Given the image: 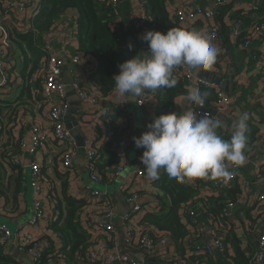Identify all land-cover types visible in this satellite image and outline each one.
<instances>
[{
    "label": "built area",
    "instance_id": "1",
    "mask_svg": "<svg viewBox=\"0 0 264 264\" xmlns=\"http://www.w3.org/2000/svg\"><path fill=\"white\" fill-rule=\"evenodd\" d=\"M104 1L111 7L112 16L118 18L121 15L119 9L120 0ZM233 1L234 0H215L218 6L227 5ZM131 2L134 4L135 8L133 17L134 36L136 39L140 40L143 46H146V41L141 38L142 35L148 31L150 22L145 0H131ZM261 3V0H255L253 8H259ZM39 8L40 1L37 4V1L34 0H10L5 14H16L25 12L26 10H34L32 17L34 18L39 13ZM184 10V8H179L175 14V17L180 23L195 21L200 15L203 16L205 20H209L214 16V12L211 8L201 5H195L189 12ZM238 24L240 25L241 21H239ZM242 30H244V28H239L236 31V35L238 36ZM247 30L243 45L249 57L257 62L264 82V54L258 52L252 41V33L264 34V22L254 24L247 28ZM201 32L209 36L211 41L219 40L220 33L217 25L208 24ZM13 33V26L10 23H0V88L9 83V77L3 64V58L6 51L11 47ZM117 41L119 47L121 46L120 50L124 56V61L129 59L123 43V37L119 36ZM42 50L48 55L41 94L43 96V104L48 107L47 115L49 125L47 127L39 124L30 125L31 135L29 143L26 144L25 141L20 142L19 151L12 154V160L17 165L24 166L26 154L32 158L29 164L33 198V214L29 219V224L31 226L38 224L46 213L45 202L42 198L46 178L42 162L36 160V154L47 146L49 140L53 137L56 141V153L54 154L57 155L60 161V172L65 173L67 171H72V173H77L78 170V164L76 163L78 146L71 131L66 127L64 122L69 108V102L66 99V85L63 82L67 61L62 55L55 52L54 45L51 43L45 44ZM89 59L88 56H85L78 50L72 55L70 62L71 64H77L79 66L78 70L81 73L96 74L97 66H92ZM118 73L119 70H116L115 74ZM185 74L186 81L191 85L215 88L212 82L204 78H196L191 71ZM95 87L99 90L98 84ZM72 88L79 95L82 104L91 102L97 103L99 106V104L103 105L105 102H109L107 97H102L98 91L90 90L79 79L74 78ZM157 91L158 90H144L143 95L137 99L138 106L144 107L153 103L156 100ZM216 93L217 99L215 101H212L210 104L205 102L203 107L195 106L197 115L207 114L212 118L221 120L223 115L229 113L231 108L230 98L222 90H216ZM116 105L119 106V110L121 111V118L119 119L120 140L115 143L114 148L117 150L120 161L119 165L114 167V170L111 172L112 178L118 175V173H121L130 162L128 150L130 148L134 128V117L127 106V99L116 102ZM42 107V104H38V108ZM250 117L259 122H264V113L262 117L256 115ZM234 123L236 122H233V124ZM92 130L90 139H86L85 141L84 164L91 182L101 183L103 178L96 158L100 153L99 151L106 137L96 126H94ZM144 131L147 130L145 129ZM143 151L144 149L141 148L138 159L139 165L131 173V175L135 176L134 185H128L127 180H125L120 186V192L122 193L123 201L127 207V212L121 224L122 229L120 236H118V227L113 222L115 209L112 193L103 190L89 189L92 198H94L93 202L97 203L96 207H98V209L96 214L99 219L95 220L93 225L87 226L88 231L92 235V244L86 259L82 261L83 264H151L150 262L153 259L171 261L178 258L180 251L175 240L167 234H159L155 240L153 237L154 230H152L147 223L141 222L139 218V215L143 216L148 212H158V208L167 202L164 193L158 191L143 192L140 189H136L138 183L141 181L155 182L147 176L146 168L140 160ZM5 165L8 166V163L5 162ZM241 167L242 166H229V170L232 171V177L227 182L222 179L209 178H186L185 181L198 192L197 198H202V200L205 201L208 194H214L216 196L226 194V190L234 184V181L238 177ZM257 182L263 185L260 199L264 202V162L261 163L257 172ZM239 197L237 196L235 200L225 199L223 201L222 216L218 218V221L222 223L220 226L208 224L209 221L206 217L207 212L203 204L197 205L196 203V208L191 201L182 207L184 220L188 226V235L183 246L191 250V253L198 256L201 255L200 259L202 258L205 264L212 259L211 257H214L215 248L220 254L229 258L230 249L224 242L228 236L225 228L227 227L226 222L229 223L232 228L235 227L234 210ZM5 208L4 199L2 195H0V211ZM95 208H93V210H95ZM254 212L257 213L260 211L255 209ZM16 233V230L14 232L10 230L8 224L0 222V245L6 246L8 240L11 239L12 236L14 237ZM208 234H211L214 238L215 247L212 246L207 239ZM104 235L106 239L112 242L111 246L108 245V241L103 237ZM40 237L41 236H33L32 234L15 237L16 248L28 253L32 264H39L41 258L44 256L45 248L48 247ZM173 247L175 248L173 249ZM244 252L246 256L251 258L249 264H264V228L259 234L258 248L253 249L251 247H246ZM135 255H137L138 258ZM180 264L188 263L184 262Z\"/></svg>",
    "mask_w": 264,
    "mask_h": 264
},
{
    "label": "crops",
    "instance_id": "2",
    "mask_svg": "<svg viewBox=\"0 0 264 264\" xmlns=\"http://www.w3.org/2000/svg\"><path fill=\"white\" fill-rule=\"evenodd\" d=\"M37 1V4L41 0ZM10 0H1L0 1V23L11 24L13 26L14 32H25L30 29L32 26V17L33 11L29 10L25 12H20L16 14H5V10L9 5ZM255 0H234L229 5L218 6L215 0H169L168 7L171 15L175 17L176 11L179 8H184L186 12L192 10L195 5H201L204 7H209L213 10L214 16L209 20H205L203 16H198L195 21H189L181 23L186 27L192 26L196 22H201L203 24V29L208 24L217 25L219 27V40L212 41V43L219 49V54L217 56L216 63L213 68L210 70H203L200 68H190L187 66H181L184 70L183 72L191 71L196 78H204L212 82L215 85L216 90H222L225 92L231 101V108L228 114L221 117L222 128L225 129V133L231 137L232 132L234 131L233 122L238 123L239 118L244 112H247L249 118L250 116L262 117L264 113V82L260 74L259 66L257 62L252 60L246 49L244 48L243 42L237 40L236 31L242 27L238 24L237 21L233 18L234 14L237 12L249 13L251 19L257 21L260 18H263L262 15L256 13V9L253 8V3ZM262 2V0H261ZM119 9L121 15L118 18H112L110 20V25L117 32L118 36L123 37V43L127 51V56L131 58L136 54L144 55L148 51V44L143 46L140 40L136 39L134 36V4L131 0H120ZM78 12L76 9L71 8L64 12V14L59 17L50 32L41 33L38 36L40 47L43 49V46L47 43L54 45L56 53L62 55L67 61L66 68L64 70H71L73 75V80L79 79L86 87L92 91H98L96 85L98 81L101 82V79L98 76L95 80H90V74L81 73L76 64H71L70 59L74 53L78 51L79 41H78ZM132 26L133 37L136 41L135 48H129V41L127 36H125V30L127 26ZM33 27V26H32ZM76 34V35H75ZM252 41L255 48L259 53L264 54V34L252 33ZM26 47L25 44H23ZM121 46L118 50L121 52ZM123 55V54H122ZM89 57V56H88ZM92 66H97L96 60L89 57ZM124 61V56L123 60ZM121 62V63H122ZM3 64L6 68V72L9 77V83L0 88V112L1 117L5 115L9 110L13 111L11 116V121L9 128H3V135L0 136V146L9 140V138H15L19 142L25 141L26 144L29 143L32 124H39L47 127L49 125L48 120V107L43 104V102H35L32 99L24 97L21 101L14 103L11 106V109L5 108L6 101H14L17 97H20L23 85V75H22V65H23V53L18 42L12 41L11 47L6 51ZM119 70L117 66L115 71ZM203 71H209L213 74L212 78L215 80H210L206 78V73ZM1 78V75H0ZM220 78V82H216V79ZM99 85V84H98ZM159 90V89H157ZM99 93V91H98ZM186 95L179 97L176 101V106L183 111L193 110L195 111V106L191 101L186 100ZM139 98V97H138ZM128 100L127 96H119L115 92L110 96H107L110 107L116 106V102L121 101L122 99H127V106L134 117L133 123V135L131 138L130 148L128 150V156L130 162L125 166L124 170L114 178L104 177L101 183H92L87 180L86 173L83 168L78 164L77 173H73L74 182L69 186V192L75 197L85 198L88 201L89 206V215L82 218L83 226L93 225L95 220H98V215L96 211L98 209L97 203L93 202L91 192L89 189L94 190H103L112 193L114 199V209L115 217L113 222L118 227V236L121 235V224L123 223V218L127 212V207L123 201L122 193L120 192V186L127 180V184L130 186L134 185V175H131L132 171L139 165V155L141 153V148H137L134 144L133 137L140 136L144 130H148V124L151 123L156 113L158 112L157 97L156 100L144 107H140L137 104V99ZM26 102V103H24ZM207 104L211 102L205 101ZM38 104H42V108H38ZM37 105V107H36ZM102 108L103 105L97 103H83L81 109L78 111L77 117L78 121L82 127L83 132L85 133L86 139H90L92 128L96 126L103 133L111 137L112 126L107 125L106 117H102ZM16 111V112H15ZM15 112V113H14ZM213 113V111H212ZM109 117L114 118L115 115H112V110L109 112ZM108 118V117H107ZM260 135L257 137L256 142L252 147L246 152L247 161L240 168L238 177L234 183H239L240 193L238 194V202L234 210L235 217V227L233 231L235 232L236 237L243 244V251L246 247H251L256 249L259 245V234L264 228V216L260 215L261 209H264V202L260 199L261 192L263 190V185L260 182H257V172L260 168L262 162H264V142L262 136H264V122L260 124ZM104 143V142H103ZM102 143V145H103ZM56 141L53 137L49 140L47 146L41 149L36 154V160L42 162L43 171L45 173V186L42 198L45 202L46 213L44 217L39 221L35 226L29 224V219L33 214V198H32V186H31V176L29 165L24 167L27 174V189L25 194L20 195V200L18 204V211L14 212V216L5 215L3 212L0 213V222L8 224L9 227H14L16 234L13 237V240H8L6 248L4 249L10 253L13 257L18 258L13 254V247L15 248V237H22L28 234L33 236H41L44 240V243L47 246H50L51 249L60 251L62 247V240L60 239L56 232L50 228L51 219L57 215L50 208V201L46 198L47 189L55 188L54 192H61V184L64 175L59 171L60 164L56 154ZM26 160H32V158L26 154ZM117 164L115 167H117ZM114 170L113 167L108 168V172L111 173ZM11 173V172H10ZM104 186L103 188L100 186ZM156 184L151 182H139L136 189H140L143 192H154L157 191L155 188ZM10 208V206H7ZM96 207V208H95ZM95 208V210H93ZM258 209L260 212L255 213L254 210ZM261 216V218H259ZM140 220L142 216L139 215ZM259 218V219H258ZM258 219V220H257ZM206 220V219H205ZM254 222V223H253ZM208 224L213 225V222L210 221ZM105 238V235L103 236ZM207 239L210 244L214 245V238L211 234H208ZM106 241L108 239L105 238ZM111 246L112 244H109ZM230 252L229 258L220 254L215 248V254L217 263L216 264H230L231 258L235 259V248L231 245H228ZM256 247V248H255ZM175 247H173L174 249ZM137 258L138 256L135 255ZM22 264H25L24 260L21 258ZM56 264H74L75 259L70 262L62 259L60 256L54 258ZM81 264L83 262L79 261Z\"/></svg>",
    "mask_w": 264,
    "mask_h": 264
},
{
    "label": "trees",
    "instance_id": "3",
    "mask_svg": "<svg viewBox=\"0 0 264 264\" xmlns=\"http://www.w3.org/2000/svg\"><path fill=\"white\" fill-rule=\"evenodd\" d=\"M168 2L169 0H145L150 16L148 31L159 30L166 32L168 28L172 27L202 31L204 26L201 22H196L189 27L178 22L171 15ZM71 8L76 9L78 12V50L97 62V73L101 79V82L98 81L99 94L102 97H107L113 93L115 88L113 80L115 68L122 62L123 55L119 52L118 43L116 42L118 34L110 25V20L114 17L112 16V9L109 4L104 0H41L39 13L32 19L33 27L31 26L25 32L13 33L12 39L18 42L23 53V85L20 97H17L14 101H6L5 108L11 109L14 103L21 101L24 97L32 99L35 102L43 101L41 94L42 81L48 55L40 47L38 36L41 33L50 32L55 26L57 19ZM256 13L262 15L263 18L255 21L250 18L249 13H242L240 11L234 14L233 18L235 21H241L240 25L244 28L237 36L238 41L244 42L248 31L247 28L264 22V0H262L259 8L256 9ZM146 44H148L147 41ZM183 71L181 66L174 69L173 75L178 81L175 87L160 88L157 91L158 112L155 118L171 111L182 112L183 110H180L176 106V101L179 97L187 95V89L190 87H198L202 92L206 91L208 93L207 102L217 99L215 88L191 85L186 81V74ZM97 73L90 74V80H95ZM110 110H112V115H115L114 118L109 117ZM102 111V117H108L105 118V122L110 127L112 126L111 129L113 131L110 138L108 134L105 135L106 139L96 159L102 178H110L112 174L108 172V168L115 167L120 161L114 145L120 140L119 119L121 118V111L119 110V106L110 107L108 103L103 104ZM1 113L2 111L0 115ZM12 115L13 111L10 112L9 110L5 115L0 116V136L3 135L1 127L9 128L10 123H12L10 122ZM260 123L262 122L253 118L247 121L248 130L246 135L248 137V146L246 152H248L260 135ZM217 132L223 139H230L227 133H225L224 128H219ZM19 149L20 142L15 138H9L8 141L0 146V195H2L6 205V208L0 211V213L3 212L5 215H11V217L14 216L15 211L19 210L17 203L20 200V195L25 194L27 189L25 167L15 164L12 160V154L18 152ZM5 162L8 163V166L5 165ZM62 175L64 177L62 179L61 192H54L55 188L52 187L47 189L48 192L46 194V198L50 201V208L54 213H57L51 219L50 228L61 237L62 247L59 252L58 249L53 250L50 246L46 247L44 256L41 258L39 264H56L54 260L56 256H60L64 259V262L66 259L70 262L77 259L78 261H74V264H81L79 261L86 259L92 244V235L82 223V218L90 214L88 201L85 198L75 197L69 192V186L74 182L75 176L72 171H67L62 173ZM154 181L156 184L155 188L158 192L164 193L167 202L158 208V212H148L143 215L141 222L147 223L154 230L153 237L155 240L159 234L171 236L175 240L180 253L175 260L153 259L150 263L180 264L186 262L188 264H205L202 258L200 259L201 255L193 254L191 250L183 246L188 235V226L184 220L182 207L191 201L196 208V203L197 205L203 204L207 212L206 217L208 221L214 222L213 225L215 226H220L222 223L218 221V218L222 216L223 201L225 199L235 200L237 198L241 189L238 187L239 183H234L228 188L226 194L219 196L208 194L206 196L207 199L204 201L202 198H197L198 192L188 185L185 180L170 179L163 169L161 170L159 179ZM8 205L10 208L7 207ZM260 215L264 216V209H261ZM226 226L225 231L228 236L224 242L236 250L234 254L235 259L231 258L230 264H249L251 258L246 256L243 251V244L236 237L232 226L227 222ZM108 243L112 244L109 240ZM5 248L6 246L0 245V264H22L20 259L13 257L8 252L6 253ZM211 258L207 264H216L215 252L214 257Z\"/></svg>",
    "mask_w": 264,
    "mask_h": 264
},
{
    "label": "clouds",
    "instance_id": "4",
    "mask_svg": "<svg viewBox=\"0 0 264 264\" xmlns=\"http://www.w3.org/2000/svg\"><path fill=\"white\" fill-rule=\"evenodd\" d=\"M141 38L148 42V51L120 63L119 73L113 76L115 92L128 100L140 97L144 90L175 87L174 69L181 65L212 69L219 54L211 38L197 30H150ZM128 46L132 48L131 43ZM207 96L206 91L190 87L185 99L203 107ZM248 120L244 112L234 123L230 139L225 140L217 132L223 126L220 119L197 115L193 110L171 111L154 118L148 130L133 140L137 148L144 149L140 160L152 180L159 179L163 169L170 179L227 182L232 177L229 166L240 167L246 162Z\"/></svg>",
    "mask_w": 264,
    "mask_h": 264
},
{
    "label": "water",
    "instance_id": "5",
    "mask_svg": "<svg viewBox=\"0 0 264 264\" xmlns=\"http://www.w3.org/2000/svg\"><path fill=\"white\" fill-rule=\"evenodd\" d=\"M125 36H127L129 43L132 44V48L136 47V41L133 37V30L132 26H127L125 30ZM203 73H206V78H210L212 80L213 74H211L209 71H203ZM215 80V79H213ZM73 75L71 70L65 71L64 76H63V82L66 85V99L69 102V108H68V113L64 118V122L66 127L71 131L77 146H78V152H77V157H76V163L79 164L83 170L87 173V168L85 167L84 164V156H85V141H86V136L85 133L82 130V127L78 121V111L82 107V102L79 98V95L77 92L72 88L73 84ZM216 82H220V78L216 79ZM186 101V99H185ZM31 163L30 160L25 161V165H29ZM86 178L88 181L91 182V179L89 175H86ZM10 230L12 232L15 231L14 227H10ZM13 240V236L11 238V241ZM214 243V242H213ZM212 244V242H211ZM215 247V244L212 245ZM13 249V254H15L18 258H22L25 262V264H32L31 258L28 253L25 251L19 250L18 248H12Z\"/></svg>",
    "mask_w": 264,
    "mask_h": 264
},
{
    "label": "rangeland",
    "instance_id": "6",
    "mask_svg": "<svg viewBox=\"0 0 264 264\" xmlns=\"http://www.w3.org/2000/svg\"><path fill=\"white\" fill-rule=\"evenodd\" d=\"M95 184H96V183H95ZM100 187H102V188H103L104 186H102V185H101Z\"/></svg>",
    "mask_w": 264,
    "mask_h": 264
}]
</instances>
